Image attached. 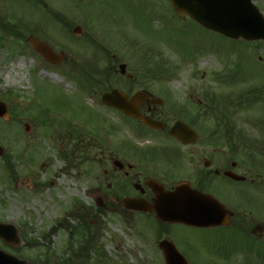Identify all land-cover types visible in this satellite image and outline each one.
Masks as SVG:
<instances>
[{
    "label": "rangeland",
    "instance_id": "rangeland-1",
    "mask_svg": "<svg viewBox=\"0 0 264 264\" xmlns=\"http://www.w3.org/2000/svg\"><path fill=\"white\" fill-rule=\"evenodd\" d=\"M8 24L20 37L3 28ZM75 26L80 34L73 32ZM29 36L62 53V60L48 63ZM107 61L114 69L124 63L127 73L141 80L138 84L166 96V113L192 120L198 114L206 129L215 126V114L231 99L259 94L264 81V49L178 17L168 0H0V100L8 110V118H0V221L15 225L22 240L13 250L0 246L29 264L46 258L49 264H62V259L70 264H165L158 241L167 239L187 264H242L240 253L224 256L216 229L174 223L158 233L155 219L126 209L114 196L97 210L103 188L94 187L103 181L104 166L93 161L91 144L82 142L75 150L74 141L63 137L68 129H58V123L70 120L86 129L89 115L93 122L105 112L119 127L113 141H134L123 118L105 111L99 91L88 92L71 69L92 63L104 68ZM110 82L120 83L115 75ZM244 104L237 110L230 105L231 124L243 141L263 138L255 121L264 113V102ZM12 106L19 109L17 115L10 112ZM49 121L51 126L43 128ZM258 196L264 203V194L253 200ZM81 246L85 257L75 255Z\"/></svg>",
    "mask_w": 264,
    "mask_h": 264
},
{
    "label": "flooded vegetation",
    "instance_id": "flooded-vegetation-1",
    "mask_svg": "<svg viewBox=\"0 0 264 264\" xmlns=\"http://www.w3.org/2000/svg\"><path fill=\"white\" fill-rule=\"evenodd\" d=\"M253 2L264 14V0ZM65 24L70 30L71 25ZM253 45L264 46V43L256 41ZM114 67L107 61L104 68L99 66L98 76L105 80L117 76L120 83L116 87L128 96L136 91L146 92L147 98L139 104L138 112L160 121L163 127L150 129L140 120L116 112L131 123L133 127L128 128L135 138L134 141H113V125L104 112V117L91 123L87 121L86 129L74 125L67 130L64 139L75 141L76 149L82 142L91 144L95 150L93 161L96 160L99 167L104 166L103 181L94 187L99 191L98 185L102 186L99 199L104 207L107 197L114 196L122 204L125 198L135 199L148 209L138 213L156 221L155 213L150 210L156 198L152 185L159 184L164 190L173 191L179 184H185L212 196L220 204L218 226L204 230L216 229L219 243L224 245L221 248L226 249L224 256L237 252L242 254V264H264V203L257 201L259 196L253 200V195L264 194V140L208 141L204 119L193 123L184 118L183 121L196 132L197 139L179 141L168 134L170 126L179 119L174 113L164 111L168 98L138 84L141 80H137V75L116 74ZM102 106L105 111H113Z\"/></svg>",
    "mask_w": 264,
    "mask_h": 264
},
{
    "label": "water",
    "instance_id": "water-1",
    "mask_svg": "<svg viewBox=\"0 0 264 264\" xmlns=\"http://www.w3.org/2000/svg\"><path fill=\"white\" fill-rule=\"evenodd\" d=\"M179 16L187 14L193 21L204 28L232 39L264 40V17L258 12L251 0H170ZM79 30L76 28L75 32ZM34 49L48 62L58 63L62 55H56L47 45L31 40ZM125 64L119 65V72L124 74ZM144 92L138 91L131 97L119 89H112L101 95L100 101L123 112L126 116L138 118L151 128L162 126L147 116L138 113V105L146 98ZM0 117L7 118L6 106L0 101ZM26 130H28L26 126ZM169 135L181 141H194L195 134L181 121H177L169 130ZM3 149L0 147V155ZM156 199L153 210L161 222H179L186 225L207 227L216 226L219 205L207 195L200 194L181 184L174 191H165L161 186L153 185ZM133 199H125L128 209L145 210ZM101 206V203L98 202ZM217 211V212H216ZM216 212V213H215ZM0 239L17 246L21 243L18 230L9 223L0 222ZM164 255L165 264H187L170 241L158 243ZM0 264H27L25 260L0 250Z\"/></svg>",
    "mask_w": 264,
    "mask_h": 264
},
{
    "label": "trees",
    "instance_id": "trees-1",
    "mask_svg": "<svg viewBox=\"0 0 264 264\" xmlns=\"http://www.w3.org/2000/svg\"><path fill=\"white\" fill-rule=\"evenodd\" d=\"M75 70H77V73L79 75V77L85 82V85L87 86L88 90H106L107 87L110 85L107 82L98 80L95 76H94V71L93 70H89V68H87V66L85 64L83 65H78L74 67ZM242 99V97H239ZM238 97L235 98L234 100L231 99V103L229 102L227 105L228 108H225V106L222 108V110L218 113L215 114L216 118H215V126L212 128V133H214V135L218 134V132H221L224 134V138L226 140H231L232 139V135H231V129H232V124L230 122V119L228 117L229 115V111L230 110V105H232L231 108H235L236 110L238 108H240L241 106H244V103H250L252 101L255 100H262V102H264V96H248L245 97L244 101L240 100ZM249 101V102H248Z\"/></svg>",
    "mask_w": 264,
    "mask_h": 264
}]
</instances>
